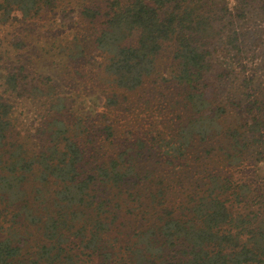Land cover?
Instances as JSON below:
<instances>
[{
	"label": "trees",
	"instance_id": "obj_1",
	"mask_svg": "<svg viewBox=\"0 0 264 264\" xmlns=\"http://www.w3.org/2000/svg\"><path fill=\"white\" fill-rule=\"evenodd\" d=\"M88 1L81 14L98 25L96 47L117 89L139 90L154 76L164 46L177 43L178 72L162 80L176 85L171 107L186 110L187 118L178 115L153 128L149 140L127 142L117 154H90L80 136L87 127L78 130L79 120L80 133L71 132L65 99L48 78L34 84L8 74L5 92L11 97L52 102L32 148L17 129L18 105L0 94V264H264L262 184L236 179L237 170L208 173L200 192L176 206L168 201L166 178L150 168L158 162L183 171L197 145L217 143L235 169L253 145H264V99L254 93L245 106L230 102L243 113L235 124L219 95L239 62L236 43L244 36L228 33L225 24L233 18L227 21L226 6L208 7L207 0ZM55 4L0 0V23L16 12L34 18ZM235 8L233 17L244 19L252 10L264 11V0H237ZM214 39L230 48L223 59L206 48ZM244 84L252 87L249 79ZM108 104L116 105V98ZM104 133L109 141L112 127Z\"/></svg>",
	"mask_w": 264,
	"mask_h": 264
},
{
	"label": "rangeland",
	"instance_id": "obj_2",
	"mask_svg": "<svg viewBox=\"0 0 264 264\" xmlns=\"http://www.w3.org/2000/svg\"><path fill=\"white\" fill-rule=\"evenodd\" d=\"M207 1L208 7H215V3L219 9L226 6L229 11L227 21L233 18L231 25L225 24L228 33L233 30L244 35L242 43H236L242 50L239 62L219 90L228 110L227 117L236 124L243 113L230 102L240 101L245 106L249 95L254 93L264 99V11L252 10L246 18L239 19L232 15L236 12L237 0ZM88 4V0H56L53 8L45 9L34 18H24L16 12L9 23H0V94L18 105L17 129L32 148V144L38 142L35 128L49 118L52 101L46 97L20 100L11 97L5 92V78L10 73L24 75L27 82L34 84L49 79L55 87L56 96L65 99L64 117L71 132L80 133L75 131L79 120L83 122L78 130L87 127L88 133L82 134L83 130L80 136L85 143L88 141L86 145L90 154L97 151L102 156L117 154L127 142L139 138L149 140L153 128L171 124L178 115L184 120L187 118L186 110L171 107L178 99L176 85L170 86L162 80L178 72L175 58L177 43L170 42L164 46L154 76L139 90L127 92L117 89L104 72L107 59L96 47L98 25L89 23L81 14L83 5ZM206 48L217 59H223L230 49L221 39H214ZM236 51L232 50L233 53ZM75 54L77 57H74ZM245 79L252 81L251 88L244 84ZM110 98H116L117 104L109 105ZM109 125L113 129V137L107 141L104 128ZM43 144L40 142V145ZM208 146L213 147L210 154L206 153L210 148L205 144L197 145L190 165L183 171L158 162L151 164L155 175L167 180V196L171 205L177 206L186 197L200 192L199 186L204 179L201 177L208 173L233 174L236 170L241 171L238 175L241 178L236 179L248 184L260 183L259 192H264V145H253L235 169L224 160L219 144ZM199 157L201 161H198Z\"/></svg>",
	"mask_w": 264,
	"mask_h": 264
}]
</instances>
